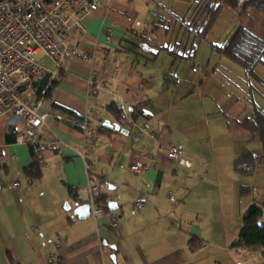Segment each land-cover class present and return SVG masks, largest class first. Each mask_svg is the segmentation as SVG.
Segmentation results:
<instances>
[{
  "label": "crops",
  "instance_id": "0c3cea01",
  "mask_svg": "<svg viewBox=\"0 0 264 264\" xmlns=\"http://www.w3.org/2000/svg\"><path fill=\"white\" fill-rule=\"evenodd\" d=\"M162 1L105 0L104 8L87 19V32L73 33L70 43L78 45L81 53H95L96 58L66 61L51 97L52 104L84 121L52 106V117L37 134L39 147L32 152L30 144L18 142L25 122L10 116L0 118V180L5 185L0 189V264H249L251 253H259V264H264L261 251L232 247L249 206L246 208L229 172L204 168L209 159L195 152L200 150L195 142L176 139L171 125L146 112L151 104L165 98L168 102L171 97H165L163 80L154 68L162 52L151 61L128 48L137 35L144 37L148 31L154 39L155 30L163 28L167 16H178L174 11L162 15ZM41 60L54 68L50 60ZM113 63L119 67L115 69ZM92 75L102 87L112 84L113 94L103 88L97 93L95 106L102 119L87 122L99 144L87 151L79 127L93 105L87 100ZM187 96L170 100L168 106L181 104L180 99ZM111 102L125 113L121 125L107 112ZM140 108L149 115L146 119L153 117L152 131L146 132V142L117 154L115 144L130 139L132 114ZM107 120L120 130L109 128L110 132L98 134L97 129ZM176 144H182L184 151L170 159L168 149ZM34 155L43 163L39 178L25 173ZM151 156L156 161L149 172L141 176L131 173V164L147 163ZM90 179L118 209L80 220L74 209L89 202ZM14 182L21 187L10 188ZM140 196H146L149 203L137 213L134 204ZM67 203L70 210L65 209ZM112 216L120 228L108 225ZM191 238L201 246L191 250ZM239 255L244 260L237 259Z\"/></svg>",
  "mask_w": 264,
  "mask_h": 264
},
{
  "label": "rangeland",
  "instance_id": "374dc122",
  "mask_svg": "<svg viewBox=\"0 0 264 264\" xmlns=\"http://www.w3.org/2000/svg\"><path fill=\"white\" fill-rule=\"evenodd\" d=\"M206 1L163 0L162 15L174 11L178 16H167L162 23L163 28L157 27L155 30L157 33L153 42L139 38L135 40L155 53L162 52L157 61L155 59L154 68L163 80L165 97L171 96L167 101L189 95L172 108L168 106L166 98L160 99L162 102L151 104L146 112L154 115L157 121L171 125L176 139L195 142V148H200L195 152L209 159L204 161V168L229 172L240 194L241 188L247 187V193L241 194L247 208L253 202L264 203V163L257 167L253 176H244L235 173L234 161L247 150L261 154L262 144L237 123L252 116L255 109L264 113V63L253 72H248L220 49L226 47L241 27L264 38V12L251 8L242 15L238 10L224 7L204 32L212 11H203ZM166 47L171 51L176 49L186 57L176 59ZM192 54L193 57H189ZM147 56L153 58L152 55ZM37 58L45 59L42 55ZM153 117L146 119L138 115L129 128L130 139L117 142L115 152L126 154L127 150L137 146V142H146L149 133L144 132L143 128L148 125L152 131ZM259 223L264 224V215ZM248 256L249 264L260 263L259 253ZM237 259L244 260L240 255Z\"/></svg>",
  "mask_w": 264,
  "mask_h": 264
},
{
  "label": "built area",
  "instance_id": "2783aa9c",
  "mask_svg": "<svg viewBox=\"0 0 264 264\" xmlns=\"http://www.w3.org/2000/svg\"><path fill=\"white\" fill-rule=\"evenodd\" d=\"M105 3V0H0V118L10 116L25 122V131L18 136V142L39 147L37 134L52 117L51 93L61 78L64 63L78 58L90 62L96 58L93 52L81 53V48L71 44L70 39L76 30L87 32V19L103 9ZM110 36L111 32L107 38ZM143 38L148 42L154 41L149 31ZM39 55L50 60L54 68L50 69L39 60ZM112 66L116 69L119 64L113 63ZM113 75L111 72L110 78ZM47 77L48 95L38 97L34 83ZM88 83L87 100L93 105L87 111L82 129L86 150L90 151L99 144L98 137L87 122L102 119L100 109L95 106L97 93L101 88L111 94L113 90L110 83L102 87L96 75H92ZM143 130L148 132L149 127L145 126ZM183 151L182 144L171 145L167 157L176 159ZM155 161L156 157L153 156L147 163L136 161L130 166L131 173L141 176L154 167ZM88 184L90 213L98 218L104 214V208L95 199L98 184L93 179ZM4 186L0 180V189ZM9 187L18 189L21 184L14 182ZM148 203L146 196L138 197L134 211L140 213ZM108 225L120 228L115 216L110 217Z\"/></svg>",
  "mask_w": 264,
  "mask_h": 264
},
{
  "label": "trees",
  "instance_id": "16d2710c",
  "mask_svg": "<svg viewBox=\"0 0 264 264\" xmlns=\"http://www.w3.org/2000/svg\"><path fill=\"white\" fill-rule=\"evenodd\" d=\"M224 7L230 8L232 10H238L242 15L246 14L251 8H255L264 12V0H207L203 7V11H212L210 12V19L205 24L204 32L209 29V27L218 17L221 9ZM136 37L137 39L139 38L144 40V38L140 35H137ZM166 49L176 59H182L186 57L185 55L178 53L176 49L172 51L171 49ZM220 50L235 62L239 63L248 72H253L258 65L264 63V38L259 37L258 35L243 27L237 29L226 47ZM128 51L134 53L136 56L146 58L147 60L149 58L147 55H152L153 58H151V61L154 60L158 55V53H155L145 47L143 43L138 44L136 42L131 44V47L128 48ZM189 57H193V54ZM48 83L49 77L38 80L34 83V88L38 97L48 95ZM52 106L53 108H58L61 111L67 113L71 117H75L81 121H84L83 117L78 116L69 110H66L56 104H52ZM107 112L108 114L112 115V117L116 118L120 125L126 120L125 113L116 102H111L107 106ZM138 115L149 118L148 114L142 112V108H140V110L136 109L132 114V124L135 122V117ZM105 122L109 121H104L99 126L97 129L98 134L111 131L109 127L105 126ZM237 124L241 129L249 132L252 138H258L262 144L261 154L257 151L247 150L237 156L234 161V171L236 174L253 176L257 170V167L264 163V113L259 109H255L252 116L245 118ZM79 130L83 131L82 127H79ZM30 146L32 152L36 151L34 146ZM42 165L43 163L40 157H35L32 165L25 169V173L29 177L39 178L42 174ZM246 191H248L247 187L241 188L242 195L246 194ZM73 198L78 204V199L76 196H73ZM95 199L97 204L104 208V213L111 212L109 209L110 201L108 200V194L106 192L101 191L98 188V190L95 192ZM263 215L264 203L253 202L251 205H249L242 218V226L239 231L238 240L232 245V247L246 250H258L264 254V224L259 223ZM189 246L191 250H195V248L201 246V242L196 238H191L189 241Z\"/></svg>",
  "mask_w": 264,
  "mask_h": 264
},
{
  "label": "water",
  "instance_id": "95a60500",
  "mask_svg": "<svg viewBox=\"0 0 264 264\" xmlns=\"http://www.w3.org/2000/svg\"><path fill=\"white\" fill-rule=\"evenodd\" d=\"M105 126L115 129L117 131L120 130V126L118 124H111L109 122L105 123ZM123 133H127V131L122 130ZM65 209L70 210V205L67 203L65 204ZM109 209L110 211H116L118 209V204L116 202H110L109 203ZM74 214L80 219V220H85L90 218L91 213H90V205L88 203H84L81 205H77V207L74 209Z\"/></svg>",
  "mask_w": 264,
  "mask_h": 264
}]
</instances>
